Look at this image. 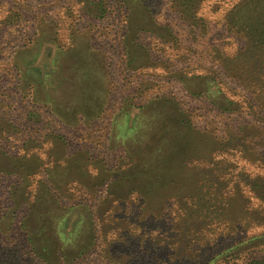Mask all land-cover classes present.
<instances>
[{
  "label": "rangeland",
  "instance_id": "obj_1",
  "mask_svg": "<svg viewBox=\"0 0 264 264\" xmlns=\"http://www.w3.org/2000/svg\"><path fill=\"white\" fill-rule=\"evenodd\" d=\"M0 264H264V0H0Z\"/></svg>",
  "mask_w": 264,
  "mask_h": 264
}]
</instances>
